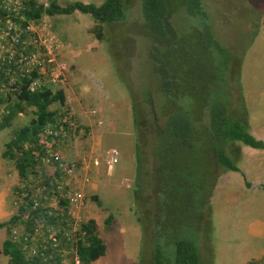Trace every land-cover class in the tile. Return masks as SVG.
I'll use <instances>...</instances> for the list:
<instances>
[{"label":"rangeland","instance_id":"rangeland-1","mask_svg":"<svg viewBox=\"0 0 264 264\" xmlns=\"http://www.w3.org/2000/svg\"><path fill=\"white\" fill-rule=\"evenodd\" d=\"M72 1L57 0V3L65 5ZM79 1L99 5L104 0ZM37 2L46 4L47 0ZM202 2L215 39L229 50L232 59L241 57L239 100L245 107L247 130L253 125L259 127V123L264 125V0ZM139 3L140 0H126L120 21L101 24L102 40L90 32L94 24L91 16L78 11L69 15H43L36 25H32L39 37L46 34L60 44L59 51L54 54L53 67L55 71L61 70L62 78L48 84L54 90L62 89L65 101L63 106L53 103L49 108L57 112L67 109L76 126H80V129L75 127L66 133L56 148L63 158L79 163L80 158L93 156L98 164L96 172L87 169V175L83 172L81 177L90 181L86 187L83 186L87 199L83 217L93 219L97 224L105 252L85 264H152L151 212L160 210L161 221L176 223L188 210L186 206L164 208L162 200L155 203V207L147 206L144 196L149 190L139 187L145 179L146 182L153 180L149 173L153 153L151 144H148L151 134H144L140 126L144 144L138 152L140 161H136L132 106L136 104L142 111L145 128L148 125L150 131H158L164 124V116L158 107L162 98L156 91L157 78L151 69L150 41L141 32ZM191 23V18L182 11L171 16V24L181 34ZM235 105H238L237 99ZM31 110L27 108L15 115L10 126L0 131V153L4 142L11 136V130L28 123ZM2 112L3 107H0V114ZM239 144H229L235 148L234 151H230L227 143L224 146L227 154H235L232 159L236 160V165L240 162ZM107 150L115 152L117 157L116 163L109 168L105 165ZM2 159L0 156V162ZM262 159L260 156L254 162L262 163ZM137 165L138 169L140 167L139 179H136ZM7 167L12 165L0 163L3 173L0 172V191L6 179L12 193L19 180L14 179L16 175L11 173V169L6 172ZM222 172L220 167L215 168V184L219 179L207 200L211 225L209 236L200 237L195 243L200 263L253 264L252 259L261 258L258 262L264 264V234L253 235L247 229L251 222L264 225V186L260 184L258 191L254 192L235 177L224 184L219 177L225 173ZM135 189L140 190V197H134ZM92 195L99 203L92 200ZM164 212L168 220L163 219ZM107 214L111 217L106 226L104 219ZM155 215L154 211L152 217ZM4 219L5 216L0 221ZM190 221L194 222V218ZM4 238V228H0V249ZM156 241L164 242L162 238ZM0 264H8L1 251Z\"/></svg>","mask_w":264,"mask_h":264},{"label":"trees","instance_id":"trees-1","mask_svg":"<svg viewBox=\"0 0 264 264\" xmlns=\"http://www.w3.org/2000/svg\"><path fill=\"white\" fill-rule=\"evenodd\" d=\"M125 1L104 0L95 5L74 0L59 5L57 0H47L46 4L37 0H0V26L5 19H9L24 29L29 24L36 25L43 15H69L78 11L91 16L94 24L90 32L96 39L102 40L104 33L101 24L120 21L124 15ZM177 11H182L192 20L183 34L171 24V16ZM139 12L141 32L150 41L151 69L157 78L156 91L162 98V104L158 107L164 116L162 128L156 132L150 131L148 125L145 128L142 111L136 104L132 106L136 161H140L138 152L141 144H144L140 126L144 134H151L148 144H151L153 153V164L149 168L153 180L146 182L145 179L139 187L149 190L144 196L147 206L155 207V203L162 200L164 208L188 207L176 223L161 221L160 210L151 212L149 228L152 227V230L149 236L152 264H201L195 243L200 237H208L211 230L207 200L215 185V168L238 171L236 160L232 159L235 154H227L224 146L226 143L240 142L264 149V141L255 139L247 130L245 107L239 100L241 57L232 59L229 50L215 39L202 0H140ZM27 38L35 39L36 33L30 30L20 34L21 40ZM27 46L35 49V46ZM11 67V63L0 58L1 79L6 80ZM34 78V72L30 76H17L10 91L0 92V107H3L0 131L10 126L15 115L32 108L28 123L11 130V136L4 142L0 153L2 160L14 165L19 180L34 172L39 135L47 125H56L58 115L67 111L57 112L49 108L53 103L64 105L63 90H54L49 84H38L32 89L29 83ZM235 99L238 105H235ZM58 136H61L60 132ZM46 139L49 140L50 136L46 135ZM228 148L235 150L231 145ZM139 174L140 167L138 169L137 165L136 179H139ZM15 189L18 190L17 186ZM133 195L140 197V190L135 189ZM91 198L99 203L95 195ZM57 201L65 209L67 201L64 198ZM86 202L84 198L85 205ZM154 211L156 215L153 218ZM27 212L29 215L34 213L25 206L20 207L7 220L0 221V228L7 230L18 222L28 225L30 219L24 220L22 215ZM50 217L54 221L61 219L58 213ZM110 217L107 214L104 219L106 226ZM163 217L168 220L166 212ZM191 218H194V222L190 221ZM78 225L74 241L72 232L66 237L63 233L57 234L60 238L57 247L69 250L67 256L75 252L79 262L85 264L102 256L105 245L98 236L93 219H84ZM160 238L164 240L163 243L156 241ZM0 251L7 257L8 264H59L61 258V253L51 250L50 257L46 259L28 255L7 235L2 240Z\"/></svg>","mask_w":264,"mask_h":264},{"label":"built area","instance_id":"built-area-1","mask_svg":"<svg viewBox=\"0 0 264 264\" xmlns=\"http://www.w3.org/2000/svg\"><path fill=\"white\" fill-rule=\"evenodd\" d=\"M30 30H33L32 24L21 29L9 19H5L4 24L0 26V58L12 65L6 80L0 78L2 93L11 90L17 76H30L34 72L36 78L29 83L32 89L38 84L55 83L62 78L61 70L55 71L53 67L56 57L54 54L59 51L60 44L46 34L39 37L34 30L35 39L21 40L20 34ZM27 45L35 46V49H29ZM55 123L56 125H47L43 133L39 135V150L35 152L38 158L33 166L34 172L27 174L25 178L18 179L16 184L18 190L14 188L11 193L13 214L24 206L34 213L32 215L28 212L23 213L24 220L30 219L29 224L25 226L23 222H18L10 225L7 236L21 246L28 255H37L46 259L50 257L51 250L61 253L59 264H81L75 252L67 256L69 250L57 247L60 240L57 234L63 233L66 237L72 232L73 241L75 240L78 223L85 219L82 213L86 206L83 186L86 187L89 181L81 177L83 172L86 174L87 169L93 173L96 172L98 164L93 160V156L88 159L81 158L78 160L80 164L74 159L63 158L56 144L67 132L75 129L76 124L70 113L56 118ZM98 124L100 125V122ZM46 135L50 136L49 140L46 139ZM116 160L115 152L107 150L106 168L114 165ZM79 172H81L80 175L77 174ZM58 198H64L67 201L65 209L58 204ZM56 213L61 219L54 221L50 216ZM65 223L69 225L68 228Z\"/></svg>","mask_w":264,"mask_h":264},{"label":"crops","instance_id":"crops-1","mask_svg":"<svg viewBox=\"0 0 264 264\" xmlns=\"http://www.w3.org/2000/svg\"><path fill=\"white\" fill-rule=\"evenodd\" d=\"M247 122H248V119H247ZM255 126L256 125H253L252 128H249L248 132L255 139L264 141V125L259 123L258 125L259 127H255ZM238 148H239V154H240L239 156L240 162H238L236 165L238 166V171H224L225 173L222 172L224 174L222 175L220 174L219 176L220 181L222 182L224 181V184H228L229 182L232 181L233 177H235L238 181H242L245 187L250 186L252 191L253 190L254 192L258 191L260 184L264 186L262 184V182H264V161H263L264 160V149L253 148V147L243 145V144H239ZM260 156L263 157V159L261 160L262 163H259V162L255 163L254 160H256L257 158L260 159ZM0 163L5 164V161L2 160V162ZM10 169H11V173L13 175H16L14 165H12V167L10 168L7 167L6 172L9 171ZM0 172L2 173L1 170ZM15 178L17 179L18 177L15 176L14 179ZM218 179L219 178L216 179L217 183H218ZM3 182L5 186L0 191V218H3L5 216V219L2 220V221H5L9 218L10 215L13 214L14 208L12 207L11 200H10L11 199L10 184L6 179H4ZM247 229L253 235L264 234V225L260 223L251 222L248 224ZM4 231H5V237H6L7 230L4 229ZM260 259L259 258L252 259L253 264H259L258 261H260Z\"/></svg>","mask_w":264,"mask_h":264},{"label":"clouds","instance_id":"clouds-1","mask_svg":"<svg viewBox=\"0 0 264 264\" xmlns=\"http://www.w3.org/2000/svg\"><path fill=\"white\" fill-rule=\"evenodd\" d=\"M65 113H69L68 111H63L60 115H58V118L59 117H62ZM71 114V113H70ZM71 116H72V114H71ZM73 117V116H72ZM73 119H74V117H73ZM74 121H75V119H74ZM75 123H76V121H75ZM99 125V124H98ZM77 128L76 129H80V126H79V124L76 126ZM70 132V131H69ZM68 133V132H67ZM81 159V158H80ZM18 179V178H17Z\"/></svg>","mask_w":264,"mask_h":264}]
</instances>
